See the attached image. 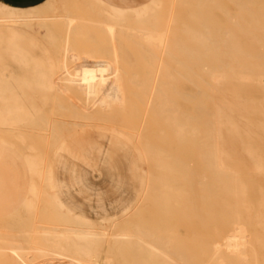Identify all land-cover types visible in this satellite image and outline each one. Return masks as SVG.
Here are the masks:
<instances>
[{
    "label": "bare ground",
    "instance_id": "obj_1",
    "mask_svg": "<svg viewBox=\"0 0 264 264\" xmlns=\"http://www.w3.org/2000/svg\"><path fill=\"white\" fill-rule=\"evenodd\" d=\"M1 54L11 264H264V0L0 4Z\"/></svg>",
    "mask_w": 264,
    "mask_h": 264
},
{
    "label": "rangeland",
    "instance_id": "obj_2",
    "mask_svg": "<svg viewBox=\"0 0 264 264\" xmlns=\"http://www.w3.org/2000/svg\"><path fill=\"white\" fill-rule=\"evenodd\" d=\"M41 42H42V44H45L43 41H41ZM45 46H46L45 47L46 49L50 50L51 57L52 58H56L57 55L54 53L53 48H50L47 45H45ZM124 51H130L133 54V56L122 55V56L119 57V59L121 60L119 65L122 68L138 67L140 65L139 61L144 59V57L140 55V52L142 51V49H140L137 46H126L124 48ZM1 56L2 57H0V58H2L1 59L2 62L0 63V66L13 70L12 74L16 75V76L24 77V76L28 75L27 70H25L24 68H22L19 65H17L13 60L10 59V57H8L5 54H1ZM128 59H132L134 61H137L138 63L136 62L135 64H130V65L129 64H125L124 60H128ZM60 120H64V119H60ZM7 163L9 165H6V166L2 165L0 163V178H2L4 182H5V179H6V174L12 170V168L10 166L11 161L9 160V161H7ZM2 187L5 188L6 184H3ZM5 205H6V202H4V200H0V227L1 226L4 227V226L8 225V221L5 219L6 213L1 210V209H3L5 207ZM0 264H11L10 256L6 255L5 252H3V251L0 252Z\"/></svg>",
    "mask_w": 264,
    "mask_h": 264
},
{
    "label": "crops",
    "instance_id": "obj_3",
    "mask_svg": "<svg viewBox=\"0 0 264 264\" xmlns=\"http://www.w3.org/2000/svg\"><path fill=\"white\" fill-rule=\"evenodd\" d=\"M49 0H0V4L15 10H30L41 7ZM109 7L119 10H133L147 5L152 0H100Z\"/></svg>",
    "mask_w": 264,
    "mask_h": 264
}]
</instances>
